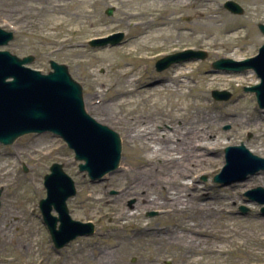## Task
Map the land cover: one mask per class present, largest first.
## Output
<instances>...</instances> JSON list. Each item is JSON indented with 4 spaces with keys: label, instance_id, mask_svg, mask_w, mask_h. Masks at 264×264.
Masks as SVG:
<instances>
[{
    "label": "rangeland",
    "instance_id": "obj_1",
    "mask_svg": "<svg viewBox=\"0 0 264 264\" xmlns=\"http://www.w3.org/2000/svg\"><path fill=\"white\" fill-rule=\"evenodd\" d=\"M76 1L78 0H0V27L14 34V39L2 49L19 58L32 56L33 61L28 67L43 74L50 71L49 61L66 66L71 78L82 88L86 113L118 134L121 141L119 167L101 179L91 181L87 172L79 169L83 161L76 160L74 152L66 143L50 132L23 135L11 145L0 144V165L7 162L5 170L9 171L8 176L0 177V226L6 208H13L15 215L11 221L16 223L15 227L6 228V238L0 231V264H264L262 206L245 197V193L251 189L264 188V171L229 186H222L213 181L214 176L225 165L224 149L227 147L243 144L254 155L264 158V115L261 114L264 110L259 109L254 93L245 90L258 85L260 80L251 69L231 72L212 68L216 60L231 59L237 51L241 52L240 60L257 54L259 47L264 44V35L257 28L258 24H264V0H231L243 7V15L230 14L223 8V4L229 0H184L189 4V11L186 7L184 11H175V15L170 17L172 20L178 19L177 24L188 29H193L198 22L206 21L215 27L221 26V34L217 35L212 30V34L208 36L211 39L225 37L228 32L235 35L234 41L228 46H220L217 42L210 44L207 40L199 39L200 35L196 33L188 39H174L178 52L191 49L204 51L207 55L204 60L181 62L192 63L195 67L189 77V86L182 91H189L195 106L206 104L211 111L209 115L212 114L214 119L220 117L227 107L234 106L237 111L235 110L233 115L240 116L236 122L219 123L216 120L215 124L219 126L212 125L210 128L217 130L222 142L214 156V161L221 164L203 165L192 170L194 191L191 193L198 199L205 195L202 198L206 200L202 203L207 202L221 211L206 221V227L218 232L219 238L228 237L227 240L202 237L198 242L191 243L195 248L193 256L185 255L187 243L191 242V234H184L186 243L178 240L177 236L181 235L182 231L177 226V217L167 215V207L144 209V205H136L134 196L123 193V171L130 169L135 157L130 148L141 146L142 142H130V134L125 125L105 119L104 115L94 111L87 104L88 97L99 89L96 83L107 85L116 82L118 76L114 63L117 59L108 61L103 67H86L82 61L88 58L80 55L78 50L84 48L87 53L95 55L126 45L130 37L137 35L139 30L134 24L136 21L124 20L123 13L133 12L137 6L126 4L124 0H87L90 3L87 8L90 18H87L79 17L77 10H69V5ZM157 1L162 5L164 1L176 0ZM108 10L112 11L111 15L106 14ZM198 11L204 13L205 20L198 19ZM85 13L87 12H84V15ZM166 16L167 13L160 15ZM92 21H96L93 27L89 23ZM117 33L123 35L119 44L110 46L108 43L104 47L90 45L91 40ZM172 53L171 50L156 53L147 51V55L156 57L140 63H134V60L127 58L125 62L132 64L133 73L141 77L139 86L154 89L164 85L176 90L178 82L170 80V76L177 64L160 72L154 67L157 60ZM229 73L241 74L252 81L225 84L224 79L217 78ZM213 90H226L231 94L230 99L214 100L211 95ZM104 91L107 92V88ZM170 99L172 102L179 101L177 96ZM164 100L163 97L162 101ZM137 109L145 112L143 103H140ZM163 109L166 111L169 108ZM145 121L148 123L149 120ZM178 124L179 122L160 123L153 132L160 136L173 131L175 136L181 137L182 131L178 129ZM196 127L197 125L191 130L194 135ZM164 145L159 143L147 146L159 149ZM142 155H145V151ZM54 163L61 164L63 171L75 183L76 194L66 202L71 218L82 223L91 222L95 227V233L91 236L77 237L59 250L53 246L39 208L40 200L46 198L43 179L49 174V168ZM254 177L259 180L258 183L246 188L235 186L247 184ZM112 207L123 209L132 217L125 220L111 218L109 213ZM242 207L247 209L245 213L241 212ZM152 212H155L154 216H147ZM51 213L58 216L54 210ZM27 221L36 225V232L24 230ZM254 222L259 223V227H250ZM59 224L57 222V229ZM225 225L230 228L226 235L224 232L227 233L228 230H225ZM240 226L246 228V234L237 232ZM141 227L145 228L143 233L140 231ZM157 229L172 230L174 235L165 238L167 241L164 240L175 242L177 237L178 244H163L159 249L156 243L152 242L151 235Z\"/></svg>",
    "mask_w": 264,
    "mask_h": 264
},
{
    "label": "bare ground",
    "instance_id": "obj_2",
    "mask_svg": "<svg viewBox=\"0 0 264 264\" xmlns=\"http://www.w3.org/2000/svg\"><path fill=\"white\" fill-rule=\"evenodd\" d=\"M124 2L137 6L133 12H125L123 16L125 21H136L134 24L139 33L131 36L126 45L114 50L103 51L95 55L87 53L84 48L78 50L80 55L82 54L84 58H88L82 61L86 67H103L108 61L114 58L117 59V62L114 63L118 76L116 82L107 85L102 82L96 83V87H99V89L88 97L87 104L94 111L104 115L105 119L119 125H125L130 134V142H134V144L137 141L142 142L141 146L130 148L135 157L131 167H129L130 169L123 171L125 176L123 193L127 194V196H134L136 205H144V209L167 207V215L177 217V226L182 231L181 235L177 236L179 237L178 240L186 243L184 234H191V242L187 243L188 247L185 255L193 256L195 248L191 243L198 242L202 237H214L218 240H227L226 238H228L227 236L219 238L218 232H213L206 227V221L211 219L213 214L221 211L207 202L202 203L206 200L202 198L205 195H201L198 199L197 196L191 193L194 191V182L192 181L194 174L192 170L198 167L201 168L203 165L216 164L218 166L221 164L219 161H214V156H216L218 149L222 146V142L217 130H210V128L212 125L215 127L219 126L215 124L217 123L216 120L219 123L222 121H238L240 116L233 115V112L237 111V107H227L220 114L221 118L216 117L214 119L212 114L209 115L211 111L206 104L200 103L195 106L189 91H182L183 88L189 86V77L195 68L192 63H180L174 66L170 80L177 81L178 85H176V90H171L164 85L154 89H145V87L139 86L141 77L134 74L133 65L125 61L127 58L134 60V63L153 60L156 56L147 55V51L154 53L162 50L178 52V48L174 45V39L178 37L188 39L194 33L200 35L199 39L207 40L210 44L217 42L220 46H228L234 41L235 35H230L231 33L228 32L222 38H208L213 32L212 30L217 35L221 34L223 30L221 26L215 27L209 21L198 22L193 29L178 25V19L172 20L170 17L175 15V11H184L186 7V10L188 9L189 4L184 0L164 1L162 5L157 0H124ZM89 7L90 3L87 0H78L69 5V10H77L79 17L90 18L87 11ZM84 12H87L85 13L86 15H84ZM163 13H167V16L160 17ZM197 16L199 20L203 21L206 19L201 11L197 12ZM89 23L93 27L96 21ZM240 53V51H237L231 59L239 62ZM217 78L224 79L225 84L238 83L239 81L245 82L246 80L252 81L251 78L247 79V77L235 73H229ZM217 78H213V80L216 81L218 80ZM105 88H107V92L104 91ZM174 96H177L179 101L172 102L170 98ZM163 97L165 98L164 101H162ZM140 103L145 106V112L137 109ZM164 107L169 109L164 111ZM261 114L264 115V112ZM248 116L250 115L248 114ZM146 119L149 120L148 123L145 121ZM177 122H179L178 129L182 131L181 137L175 136L176 133L173 131L160 136L153 132L154 128L160 123L175 124ZM196 125V134L194 135L191 130ZM174 138L177 139L175 140ZM159 143L165 144L164 147L157 149L154 147L148 148L147 146ZM143 151H145V155H142ZM6 168L7 162L0 165L1 178L9 175V171L5 170ZM188 180L190 182H186ZM258 182L259 180L254 177L247 184L235 186L237 188H246ZM12 209L6 208L3 218H1L0 231L5 238L6 228L9 229L16 226V223L11 221V218L15 215V211H12ZM109 215L111 218L118 220L132 217L127 211L115 209V207L111 208ZM252 226L259 227V223L254 222L250 227ZM224 228L226 231L228 230L227 233L224 232L226 235L230 228L226 225ZM144 229V227H141V233L144 232ZM24 230L36 232L37 227L32 221H27L24 225ZM164 230H155L151 234L155 239L152 238V242L156 243L159 249L163 244H178L176 242L177 237H175V242H166L167 239L165 238H171L174 234L172 230ZM237 232L246 234V228L240 226ZM187 239L189 238L187 237ZM102 254L105 256L104 252Z\"/></svg>",
    "mask_w": 264,
    "mask_h": 264
},
{
    "label": "water",
    "instance_id": "obj_3",
    "mask_svg": "<svg viewBox=\"0 0 264 264\" xmlns=\"http://www.w3.org/2000/svg\"><path fill=\"white\" fill-rule=\"evenodd\" d=\"M225 7L230 12L242 13L239 5L233 2H227ZM111 12L108 10L106 14L111 15ZM258 28L264 34V25H259ZM122 38V34H116L106 39L94 40L91 45H115ZM12 39L11 32L0 28V47L6 46ZM205 57L206 54L202 51L189 50L167 56L159 60L155 67L157 71H162L173 63ZM32 60V57L19 59L7 51H0V143L10 145L25 134L50 131L67 143L75 152L76 160L85 162L79 165V169L86 171L91 181L114 171L121 158L118 134L97 123L85 112L82 88L71 79L66 66L50 61L52 71L43 75L25 67ZM212 67L226 71L252 68L261 83L249 90L255 93L259 107L264 109V45L259 49V55L252 59L243 62L220 59ZM230 96L226 91L212 92V97L218 101H226ZM225 154L226 165L214 177L215 183L229 185L264 170V159L253 155L242 144L226 148ZM50 172L44 177L47 197L39 202V207L54 248L59 250L79 236L92 235L94 225L91 222L74 221L70 217L66 201L76 194V188L74 181L63 171V166L55 163L50 167ZM245 196L250 201L264 204L262 187L247 191ZM53 209L58 217L51 214ZM241 210L243 213L247 211L245 208ZM262 213L264 214V207ZM154 215L155 213L148 214ZM57 222L60 223L58 229Z\"/></svg>",
    "mask_w": 264,
    "mask_h": 264
},
{
    "label": "flooded vegetation",
    "instance_id": "obj_4",
    "mask_svg": "<svg viewBox=\"0 0 264 264\" xmlns=\"http://www.w3.org/2000/svg\"><path fill=\"white\" fill-rule=\"evenodd\" d=\"M261 12V11H260ZM262 13V12H261ZM263 14V13H262Z\"/></svg>",
    "mask_w": 264,
    "mask_h": 264
}]
</instances>
